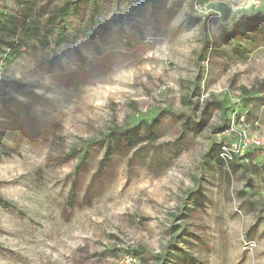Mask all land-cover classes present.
<instances>
[{
  "label": "rangeland",
  "instance_id": "obj_1",
  "mask_svg": "<svg viewBox=\"0 0 264 264\" xmlns=\"http://www.w3.org/2000/svg\"><path fill=\"white\" fill-rule=\"evenodd\" d=\"M32 3L47 29L11 65L0 59V82L42 97L29 105L30 121L47 140H10L15 152L0 160L8 204L0 205V264H117L135 251L152 258L183 225L207 243L192 248L203 263L264 264V42L233 55L215 7L257 13L264 0H0V11ZM11 37L0 41V57ZM207 42L216 49L210 62ZM155 117L156 135L141 121ZM14 126L0 105V129ZM131 126L147 141L115 155L91 186L104 158V149L92 151L79 202L65 210L78 158L61 159ZM198 184L204 207L185 221Z\"/></svg>",
  "mask_w": 264,
  "mask_h": 264
},
{
  "label": "trees",
  "instance_id": "obj_2",
  "mask_svg": "<svg viewBox=\"0 0 264 264\" xmlns=\"http://www.w3.org/2000/svg\"><path fill=\"white\" fill-rule=\"evenodd\" d=\"M222 20L227 21L228 24L223 26L220 34L221 39L231 48L233 55L243 56L245 55L244 44L250 46H256L260 42H264V10H259L257 13H233L228 5L221 4L215 6ZM47 29V25H43L41 13L36 9V6L32 4H21L19 9L13 14L8 15L7 12L0 11V41L2 38H11L13 41L7 43L9 45L10 52L4 53V59L7 64L11 65L12 61L21 56L27 48L26 41H30L35 37L41 35L43 29ZM21 33L26 37V40H14L16 34ZM71 32L65 35L59 34L54 38L56 45H59L61 41L67 42ZM78 37H75L77 39ZM212 46L207 48L202 53V58L211 61L212 53L216 49L213 48L214 42H207ZM23 86H14L13 89L6 87L4 81L0 82V105L7 119L14 123L13 129L9 131H2L0 129V160L6 157H10L15 149L10 144V140L20 143L25 138L30 140L43 142L47 140L43 133L36 132L31 127L32 121V109L29 105H34L42 100V97L33 94L30 90H20ZM23 92V93H22ZM23 95V96H22ZM23 97V98H22ZM223 110H228L225 106ZM17 110H22L24 118H20ZM178 117V116H176ZM147 127V132L154 135L157 134V130L160 128V120L155 118H149V120H141ZM43 124V123H42ZM47 131H52L55 125L45 123ZM203 123H196V127L201 128ZM138 126H131L127 128H115L110 131L109 134L102 135L101 138L87 143L85 146L77 148L73 147L68 155H66L61 161L67 162L73 158H78V163L71 175V187L68 194L65 210L72 212L79 202L78 200V182L81 171L87 166L88 161L91 158L92 151L104 149V158L99 162L97 171L92 177L91 186L94 183L102 182L108 173L114 166L113 158L120 153H126L146 142V137L137 133ZM218 133L225 131V126L215 130ZM215 145V144H214ZM221 146V145H219ZM215 148H212L214 150ZM259 150H255L253 153L248 151L246 157L250 161L259 157L255 155ZM222 153V146L217 149V157ZM237 159V156H234ZM221 161L219 158L218 161ZM62 163V162H61ZM236 163V162H235ZM236 167L240 165L236 163ZM195 198L194 206L185 207L181 212L180 217L183 220H188L196 213L202 211L203 205V193L201 192V185H197L196 192L192 195ZM89 195L86 194L85 199H88ZM0 205L7 207V202L0 195ZM180 229H170V233L174 230L177 233L176 236L171 237L170 242L166 246L163 253L159 256L148 257L143 255V252L131 253L137 256L138 260L142 264H150L154 261L155 264H206L200 261L196 252L192 249L194 247V241L201 243L205 247L207 243L205 240L197 235L195 231L190 229L189 226H179ZM174 235V234H173Z\"/></svg>",
  "mask_w": 264,
  "mask_h": 264
},
{
  "label": "built area",
  "instance_id": "obj_3",
  "mask_svg": "<svg viewBox=\"0 0 264 264\" xmlns=\"http://www.w3.org/2000/svg\"><path fill=\"white\" fill-rule=\"evenodd\" d=\"M258 145H260V142H256ZM249 142H245V148H247ZM139 260L137 258V256H135L134 254H125L119 261L117 264H138Z\"/></svg>",
  "mask_w": 264,
  "mask_h": 264
}]
</instances>
